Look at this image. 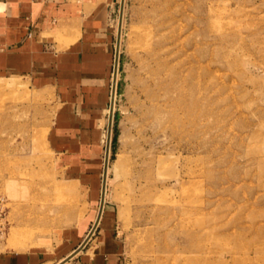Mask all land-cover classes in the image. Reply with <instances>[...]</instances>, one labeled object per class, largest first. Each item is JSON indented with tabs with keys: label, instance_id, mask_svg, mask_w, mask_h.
<instances>
[{
	"label": "rangeland",
	"instance_id": "1",
	"mask_svg": "<svg viewBox=\"0 0 264 264\" xmlns=\"http://www.w3.org/2000/svg\"><path fill=\"white\" fill-rule=\"evenodd\" d=\"M108 18L118 64L84 168L51 142L56 86L0 75L21 83L0 88V247L81 225L85 246L112 230L119 264H264V0H115Z\"/></svg>",
	"mask_w": 264,
	"mask_h": 264
},
{
	"label": "crops",
	"instance_id": "2",
	"mask_svg": "<svg viewBox=\"0 0 264 264\" xmlns=\"http://www.w3.org/2000/svg\"><path fill=\"white\" fill-rule=\"evenodd\" d=\"M114 2L0 0V75L21 74L37 86H56L61 107L49 135L56 151L69 159L65 167L79 166L71 164L78 158L84 168L82 156L100 151L117 56L108 18ZM83 230L75 226L55 246L0 247V264H119L118 241L107 227L90 246L61 262L81 244L86 234L77 238Z\"/></svg>",
	"mask_w": 264,
	"mask_h": 264
},
{
	"label": "bare ground",
	"instance_id": "3",
	"mask_svg": "<svg viewBox=\"0 0 264 264\" xmlns=\"http://www.w3.org/2000/svg\"><path fill=\"white\" fill-rule=\"evenodd\" d=\"M21 85V83L19 82V81H16V82H13V83H7V82H2V81H0V88H2L3 86L4 87H6V88H8V89H16V88H19V86ZM114 107V106H113ZM110 133L112 134V131L110 130V128H109V135H108V145L110 144V142H111V138H110ZM112 137V136H111ZM108 151H109V148H108ZM107 170H108V167H107V169H106V172H107ZM13 172V171H12ZM11 175V174H10ZM7 186L13 191V194L17 191L16 189H17V184H18V181L16 180V178H10V179H8L7 181ZM11 195V194H10ZM12 196V195H11ZM76 209V208H75ZM73 207L70 209V210H68V211H66V212H76V210H75ZM100 212H99V215H98V217H97V219L95 220V227L94 228H92V231H94L95 230V228H96V226H97V224L99 223V221H100V217H101V215H102V212H103V208H101L100 210H99ZM35 232V230L33 231H29V230H27V231H24V235H22V233H21V235H18V233H14L13 235H12V237L10 238V240H9V244L11 245V246H13L14 248L16 247V248H25V247H27L28 245H27V238H29L33 233ZM38 232H42L41 230H36V233H38ZM91 233V232H90ZM89 233V235L83 240V241H85V240H89L90 239V237H91V235L92 234H90ZM8 241V240H7ZM82 241V242H83ZM82 242H81V244H82ZM5 243V242H4ZM3 243V244H4ZM81 244L78 246V248L81 246ZM77 249V248H76ZM76 249H75V251H76ZM71 254H69L68 256H70ZM67 256V257H68ZM67 257L64 259V260H66L67 259ZM64 260H62L61 262H66V261H64ZM60 263V262H59Z\"/></svg>",
	"mask_w": 264,
	"mask_h": 264
},
{
	"label": "water",
	"instance_id": "4",
	"mask_svg": "<svg viewBox=\"0 0 264 264\" xmlns=\"http://www.w3.org/2000/svg\"><path fill=\"white\" fill-rule=\"evenodd\" d=\"M117 64H118V55L116 56V66H115V71H116V69H117ZM112 124H113V120H112V118H111V120H110V126H109V128H110L111 131H112ZM108 148L110 149V144L108 145ZM106 168H107V166H106ZM94 227H95V226H94ZM94 227H93V228H94ZM87 242H88V240L83 241L82 244H81V246H80L79 248H77L76 251H74L70 256H68L67 259L64 260V261H67V260L70 259L73 255H75V254L78 253L80 250H82L83 247L86 245Z\"/></svg>",
	"mask_w": 264,
	"mask_h": 264
}]
</instances>
